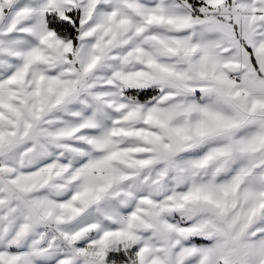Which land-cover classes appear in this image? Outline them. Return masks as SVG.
Segmentation results:
<instances>
[{"label": "snow or ice", "instance_id": "1", "mask_svg": "<svg viewBox=\"0 0 264 264\" xmlns=\"http://www.w3.org/2000/svg\"><path fill=\"white\" fill-rule=\"evenodd\" d=\"M0 264H264V0H0Z\"/></svg>", "mask_w": 264, "mask_h": 264}]
</instances>
